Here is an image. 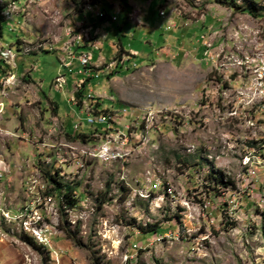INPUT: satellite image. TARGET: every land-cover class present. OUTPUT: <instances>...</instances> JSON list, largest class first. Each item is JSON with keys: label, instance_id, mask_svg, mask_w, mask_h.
<instances>
[{"label": "rangeland", "instance_id": "obj_1", "mask_svg": "<svg viewBox=\"0 0 264 264\" xmlns=\"http://www.w3.org/2000/svg\"><path fill=\"white\" fill-rule=\"evenodd\" d=\"M251 1L255 8L237 5L256 17L218 0H145L149 29L141 32L118 8L140 16L131 0H0V49L14 54L0 69V264H264V100L254 120L236 105L238 92L264 78V0ZM106 25L120 36L100 45L94 33ZM120 41L141 53L139 66L116 80L128 55L120 53L89 88L106 89L99 99L119 111L106 114H119L124 136L88 123L69 130L79 121L67 98L85 93L89 79L58 92L64 54L80 58L75 44L87 42L99 44L87 50L93 58L109 61ZM162 47L169 53L159 58ZM105 69L89 68L95 78ZM233 106L239 115H230ZM103 140L112 159L91 155ZM57 175L62 193L74 189V209L50 184Z\"/></svg>", "mask_w": 264, "mask_h": 264}, {"label": "crops", "instance_id": "obj_2", "mask_svg": "<svg viewBox=\"0 0 264 264\" xmlns=\"http://www.w3.org/2000/svg\"><path fill=\"white\" fill-rule=\"evenodd\" d=\"M137 1H140L141 3H137ZM145 0H131V4L130 3H127V5H129V6H132V7H136L137 8V10L139 11V14H140V16L138 15V13H136V11H134V13H136L137 15L136 16H134L135 14H131L130 13V11H132L133 12V9H130L128 6L126 7V5H123L122 4V6H119L118 8L121 10V12H123L124 14H125V23H127V25H136L138 28H139V30H141V32H143V29H149V27H148V25H147V23H145L144 21H146L147 19H149L150 18V16H149V14L147 13V7L149 6V4L151 3H149V4H147V3H145L144 2ZM153 1H155V0H152V3H153ZM123 2V1H122ZM161 6L162 5H160L159 6V15H160V17H162V18H164L163 16H161V12L162 11H165V9H163V8H161ZM102 10H103V8H101ZM166 13V12H165ZM107 16L108 17H106V18H104L106 21L107 20H109L110 18H111V16H109V14L107 13ZM165 16V15H164ZM100 19V18H99ZM134 19V20H133ZM136 19V20H135ZM113 23H116V22H114V21H112ZM113 27V26H112ZM131 27V26H130ZM121 28H123V27H119V29H121ZM158 29L160 28V30L161 31H164L165 32V27H157ZM98 29H100L101 31H95V33H94V35L96 34V33H98V35H99V37H97V38H95L97 41L99 40V41H101V42H99L100 43V45H101V43H102V40H109V38H110V36L113 34L114 35V37H118V36H120V35H118L117 34V32H116V30H114L115 32H113L112 30H110V28L106 25V26H104V27H101V28H98ZM86 30H93V27H90V28H88V29H86ZM167 40H168V38H167V36H166V39H164V41L165 42H167ZM86 43L87 42H85L84 44H79V45H76L75 44V46H76V48H75V50H76V53H80V54H82L83 52H86L87 50H89V49H91L92 48V44H90L89 43V46H87L86 45ZM118 44V43H117ZM98 46H99V44H98ZM87 47H88V49H87ZM118 47H119V52L117 53V54H115L114 56H113V58L111 59V60H109V61H107L105 58H103V57H101V56H99V55H97V58H93L92 57V66H94V67H100V65H105L106 66V69L104 70V71H102V76L101 77H99V78H95V76L96 75H94V74H92L90 77H87L88 79H89V81H87V83H86V91H85V93H84V95L85 94H87V93H89V92H91V93H93L94 95H95V100H94V106L100 111V110H102V109H104V110H108V111H115V112H119L118 110H115L114 108H109V107H106L103 103H102V101L99 99V97H104V99H105V97L107 96V91H106V89H104V92L103 93H100V91L97 93L96 91H92V90H94V89H91L90 90V88H89V86H93V85H96L97 83H100V81H101V79H105L106 78V75H108L109 74V72H107V70L108 69H110L109 68V64L112 62V60L113 59H115V57H116V55H119L120 53H128V55H126V56H129V58H125V63H124V65L126 66V67H124V69H127L126 71H124V69H121V67L120 66H122L123 64H120L119 66H118V74L116 75V80L117 79H120V74H124V75H122V76H126V77H130V76H132V74H133V72H134V70L132 69V66H133V63H135V62H137L135 59L136 58H140L141 57V53H139V51L138 50H136V49H133V47L131 46L130 47V49H128L129 47H125V45L123 44V42H119V44H118ZM100 49H101V46H100ZM87 52H89V51H87ZM169 52H168V49H165V47H162V48H160L159 49V52L157 53V56H159V58L161 57V56H163L164 54H168ZM96 54V53H95ZM64 55H67V60L69 61V63H71L72 64V66H71V68L70 69H65L64 68V70H63V73H66L68 76H71L72 77V81L70 82L69 80H68V85H69V88L71 89H73V87L75 88L76 87V83H77V81L78 80H81V79H83V78H85L84 76H82V75H79L77 72H79V70H77L76 69V65H77V62L78 63H80L79 62V60H78V56L79 55H77V56H74L73 58H70V57H68V54H64ZM125 56V55H124ZM156 62V61H155ZM4 64H6L5 63V61H3L2 59H0V69L1 68H3L2 66L4 65ZM138 66H139V63L137 62L136 63ZM8 65V64H7ZM62 65H63V63H62ZM118 65V64H117ZM63 67V66H62ZM128 67L129 68H131V69H128ZM115 68V67H114ZM18 71H20V68L18 67ZM112 71H114V69L112 70ZM62 72V70L61 71H59L58 72V74L59 73H61ZM104 75V76H103ZM58 76V75H57ZM56 76V77H57ZM115 78V77H114ZM114 78H112L111 80L110 79H107V82L110 84V86H111V84L113 83V80H114ZM56 79V78H55ZM54 79V80H55ZM54 80H53V83H54ZM52 83V84H53ZM102 83V82H101ZM100 83V84H101ZM71 84V85H70ZM20 87V86H19ZM93 88V87H92ZM67 89V88H66ZM69 89V90H70ZM78 90V89H77ZM90 90V91H89ZM58 91V90H57ZM64 91V90H63ZM63 91H58V92H63ZM89 91V92H88ZM71 93H72V90H71ZM70 93V94H71ZM112 94L114 95V92L112 91ZM75 95L76 94H72L71 95V97H70V99H68L67 98V103H68V105H70V109H72V111L73 110H75V109H78L77 111H75V114L73 113V115H76V118H77V120L79 121V123L77 124V122L76 121H72L71 123V125H70V127L68 128L69 130H71V128L73 127V125H75V123H76V125H75V127L77 126V125H79V129H82L81 128V124L82 123H86V125H87V119L89 118L88 117V112H87V107H86V104H84V102H82V103H78L77 105H74L75 103L73 102V98H75ZM108 95H111V91L109 90V92H108ZM110 96V100L113 102L115 99H114V96ZM77 96V95H76ZM131 96V95H130ZM129 96V97H130ZM83 97V96H82ZM119 97V96H118ZM123 102H125L126 100H122ZM70 102H73V104H71ZM130 104V103H129ZM55 105L57 106V107H60L59 109H62L61 108V105H60V103L59 102H55ZM137 109H142V108H138L137 107ZM58 116H60V118L62 117V118H64V115H63V113L62 112H59V114H58ZM83 117H84V119H83ZM131 116H130V113H129V115L127 116V118H130ZM68 120V119H67ZM126 120V119H125ZM123 123V122H122ZM88 126V125H87ZM99 128L100 129H102V126H99ZM67 129V130H68ZM76 129V128H75ZM92 131V130H91ZM69 133H71V131L69 132ZM78 133H81V132H78ZM89 133V132H88Z\"/></svg>", "mask_w": 264, "mask_h": 264}, {"label": "built area", "instance_id": "obj_3", "mask_svg": "<svg viewBox=\"0 0 264 264\" xmlns=\"http://www.w3.org/2000/svg\"><path fill=\"white\" fill-rule=\"evenodd\" d=\"M98 35V33H97ZM92 48H94V50H97L99 48L98 44H92ZM5 56H13V51L10 50H6V49H0V59H4ZM125 58H129V56H124L121 61L120 64H124L125 63ZM80 64L82 65V67L85 69L84 71L79 70L78 74L84 76L85 78L78 80L76 85H81L83 87V85H85V79L86 76L90 77L92 75L91 71L89 70V68L92 66V61H86L84 58H78ZM118 63V61L116 59H114L110 64H109V68H114L116 66V64ZM8 66H10L12 68V64H8ZM72 66L71 63H67L64 62L63 63V68L65 69H70ZM260 78H263V72L259 74L258 78L251 83V91L247 93L246 97H248L251 101V109H242L244 111H246L249 115H250V120H254L257 118V115H255L253 113V109L258 105V100H264V88L263 85H260ZM65 80H67V75L65 73H63V71L61 73H59V75L56 77V79L54 80V88L58 91H63L65 89ZM205 94L207 96H210L209 91L205 90ZM87 95L91 98L90 96V92L87 93ZM92 104H94V100H92ZM88 119H87V123L88 122H96L97 123V130L96 131H115V136H124V133L121 131L122 130V122L121 118L119 117V114L117 115H110V116H93V115H88ZM99 126H102V129L99 128ZM79 125L76 126V128H78ZM130 126H126L125 129L129 130ZM103 145L101 146V148L96 152L97 154H91L94 157L98 158V159H112V157L108 156V149L110 148V141H102ZM156 179H153L151 181V184L155 183ZM151 187V185H150ZM166 190H170L169 188H167ZM242 193V191H241ZM241 193H239V202L238 203H243V201L241 200ZM226 193H224L225 195ZM229 205V208H231V203H237L236 201L231 200ZM206 206L209 209V202L206 201ZM229 210V209H228ZM35 218V222L36 224H39L42 221V218L39 216V214H35L34 216ZM152 241H160L159 238H156L155 240L152 239ZM142 249V246L139 244H135L133 246V250L134 251H139Z\"/></svg>", "mask_w": 264, "mask_h": 264}, {"label": "trees", "instance_id": "obj_4", "mask_svg": "<svg viewBox=\"0 0 264 264\" xmlns=\"http://www.w3.org/2000/svg\"><path fill=\"white\" fill-rule=\"evenodd\" d=\"M219 2H221L222 4H225V5H228L230 6L231 8L237 10V11H241V13L243 14H250V15H253L256 17V12L255 10L251 7V8H248L247 6H238L237 5V1L238 0H218ZM249 3L251 4V6H253L255 8V3L251 0H248ZM261 11H264L261 10ZM260 11V13H261ZM5 21V18H3L2 16H0V39L3 37V23ZM1 41V40H0ZM84 53V52H83ZM86 53V52H85ZM4 61V59H2ZM87 79V77H86ZM67 81V84H68V80ZM82 89V86L81 88ZM79 89V90H80ZM87 94L84 95L83 91H80L79 93H77V99H78V102L77 101H74V105H77L78 103H82L84 102V98L86 97ZM83 96V97H82ZM76 99V98H75ZM100 112H102L103 114H106V113H117V112H114V111H108V110H104L102 109ZM89 125H93L91 123L88 122ZM110 131H104L103 134L106 135V134H109ZM87 136H86V135ZM83 135H81V139H86L87 137L89 138L91 134H88V133H85ZM92 136V135H91ZM79 137V136H78ZM49 182L51 185H53V187L55 188V190L59 191L61 194H62V200H63V204L62 206H66L67 209H74L77 204H78V199H75L74 198V189L72 188H66L65 189V192L62 193V189L64 187H67L65 186L62 181L60 179H58V175L57 177L55 176H49ZM156 229H153L151 232H155Z\"/></svg>", "mask_w": 264, "mask_h": 264}, {"label": "bare ground", "instance_id": "obj_5", "mask_svg": "<svg viewBox=\"0 0 264 264\" xmlns=\"http://www.w3.org/2000/svg\"><path fill=\"white\" fill-rule=\"evenodd\" d=\"M9 57L12 58V56H5L4 57V61L5 59L6 60H9ZM84 58L86 61H92V56L89 52H86V54L84 53L80 58ZM6 62V61H5ZM259 70V69H258ZM261 70V69H260ZM259 70V71H260ZM262 73V72H260ZM259 73V74H260ZM250 79V78H249ZM263 79L264 78H260V85H263ZM67 86V81L65 80V87ZM77 86V89L79 90L81 88V85H76ZM251 91V83H248L247 87H246V90H242L240 92H238L237 95L238 96V99L239 101L236 102V105H238V107H241L242 109H246V108H250V105H251V101L248 97H246L247 93ZM90 96L91 98L86 95V97L84 98V104H86V107H87V112H88V115H93V116H96V110L97 109L94 104H92V100H95V95L93 93L90 92ZM76 101L75 98H73V102ZM258 106L260 108H263V101L262 100H258ZM237 107V108H238ZM98 110V109H97ZM235 110V106L231 107V112H230V115L231 116H236V115H239L237 114V112L234 111ZM100 114H103L102 112H100ZM100 116H110L109 114H104V115H100ZM148 117H151V115L149 114L148 116H145L143 122L146 123V118ZM240 119H243L245 120L246 122L248 121V115H244L243 113L240 114L239 116ZM152 121V120H151ZM142 122V123H143ZM258 121L256 120L255 123H257ZM93 125H97L96 122H89ZM148 123H151L148 121ZM251 124H254L251 122ZM97 130V129H96ZM103 134V133H102ZM95 135V134H94ZM104 135V134H103ZM106 135H109V134H106ZM95 136H98V135H95ZM118 137H121V136H118ZM263 139L261 137H256V139L254 140L255 142H261ZM264 146V145H263ZM263 151H264V148H262ZM171 186H168V188H170Z\"/></svg>", "mask_w": 264, "mask_h": 264}]
</instances>
